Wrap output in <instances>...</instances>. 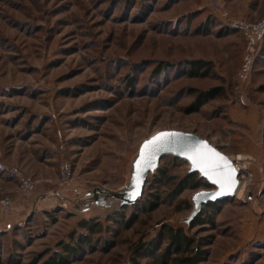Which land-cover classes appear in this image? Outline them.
<instances>
[{
  "label": "rangeland",
  "instance_id": "1",
  "mask_svg": "<svg viewBox=\"0 0 264 264\" xmlns=\"http://www.w3.org/2000/svg\"><path fill=\"white\" fill-rule=\"evenodd\" d=\"M220 11L258 20L264 0H0V195L10 194L5 178L25 208L0 226V264H180L165 225L202 242L199 264H264V181L249 168L241 192L194 227L183 219L195 189L174 193L190 164L172 155L159 165L173 182L150 173L135 205L74 210L93 186H125L140 143L164 128L195 132L232 157L252 135L264 161V43L241 81L244 36ZM189 60L210 61V73L187 76ZM162 62L174 67L157 72ZM219 86L220 98L190 109ZM16 166L36 183L27 195L8 169ZM150 199L159 205L146 212ZM81 219L101 220L102 231ZM138 242L149 246L135 251Z\"/></svg>",
  "mask_w": 264,
  "mask_h": 264
},
{
  "label": "water",
  "instance_id": "2",
  "mask_svg": "<svg viewBox=\"0 0 264 264\" xmlns=\"http://www.w3.org/2000/svg\"><path fill=\"white\" fill-rule=\"evenodd\" d=\"M160 132L175 133V135L169 137L168 142L164 144L162 150L155 152L152 156V166H147V163H138V160L140 159L141 146L146 140H149ZM212 151L227 159L228 164L232 169L231 175L228 174V170L226 168L214 169L212 167L213 162L215 161ZM201 154H204L205 158L201 159ZM165 155H172L186 160L190 164L187 173L197 172L199 178H204L213 186L208 189H197L193 192L191 195L193 209L189 215L183 219V222L187 225L192 223L194 218L202 211L203 206L208 202L217 200L220 201L237 196V190L242 184V181L239 177L240 171L236 168L234 159L229 154L212 144L208 138H203L195 132H188L178 128H164L148 135V138L144 139L140 143L137 153L131 161L130 175L125 186L119 190H112L99 185L93 186L91 191L86 192L83 195L85 198L83 207H80V204L77 203L74 210L78 211L80 208L79 212L89 214L93 210L98 211L111 208V210L116 211L120 208V206L135 204L144 195L143 192L148 181L147 178L149 174L156 172V170L160 167V160ZM190 157H196L200 166H194L193 160ZM202 168L208 171V175H205ZM198 193L202 195L196 196ZM57 197L60 202H62V200L67 201L63 193L58 194ZM194 197L196 198L194 199ZM250 197L251 194H249V198ZM92 215L99 216L100 214L84 216L85 218H91Z\"/></svg>",
  "mask_w": 264,
  "mask_h": 264
},
{
  "label": "trees",
  "instance_id": "3",
  "mask_svg": "<svg viewBox=\"0 0 264 264\" xmlns=\"http://www.w3.org/2000/svg\"><path fill=\"white\" fill-rule=\"evenodd\" d=\"M264 43V39L262 41ZM187 67L185 68V71L187 73V76H195V77H204L211 71V62L207 60H189V62H186ZM169 67H174L173 63H167V62H162L160 66L156 68L157 72H161L162 69L164 68H169ZM194 90V89H193ZM223 87H213L210 89H206L205 91H200L199 93L196 94L195 99L193 102L190 103V109L191 110H199L202 105L205 104V102L220 98L224 93ZM164 157V156H163ZM158 176H156V179H158L159 182L163 184H168L173 182L175 177H172L168 173V169L166 167H159L157 169ZM176 191L175 196H179L182 191L186 189H201V188H212L213 186L207 182L204 178H199L197 172L193 173H187L185 176L179 178L178 181H176L175 184ZM157 198V197H156ZM158 199V198H157ZM138 202V201H137ZM136 202V203H137ZM135 203V204H136ZM133 204V205H135ZM158 202H156L153 199H150V201H146L142 203V209L145 210L146 212H150L151 210H154L157 207ZM131 205H124V208H128ZM218 206H220V201H210L207 204L203 206L202 211L194 218L192 221V227L197 224H202L204 216L209 217L208 213L209 212H216ZM190 208V206L188 205ZM120 214V212H119ZM113 218V217H112ZM79 224L89 230L91 233H99L103 229V225L101 220L99 219H81L79 221ZM165 230V238L168 239L169 242V247L172 252H176L180 257L177 259L180 264H199V261L202 260L203 251L201 249L202 242H199V245H195L196 239L194 237L189 236L185 231L182 226L173 228L168 225L164 226ZM87 235L81 234L78 236L77 244L81 246V241L86 244L87 242ZM63 247L67 251V254H74L77 252L78 248L76 246H72L68 242H63ZM149 244L147 243H142L138 242L135 248V251L137 250H142V249H147ZM169 250V248H166ZM163 255H166L165 253ZM61 256V255H60ZM159 257H162L159 256ZM61 259H64L63 256H61ZM62 261V260H61ZM134 264H140L138 261H134Z\"/></svg>",
  "mask_w": 264,
  "mask_h": 264
},
{
  "label": "built area",
  "instance_id": "4",
  "mask_svg": "<svg viewBox=\"0 0 264 264\" xmlns=\"http://www.w3.org/2000/svg\"><path fill=\"white\" fill-rule=\"evenodd\" d=\"M220 14L221 16L229 19L226 12L220 11ZM229 20L233 22V24L237 26L239 30H241L242 35L244 36L246 45L243 54V63L238 74L241 81L247 82L252 74L251 72L255 63L257 49L264 39V16L258 20H249L235 17ZM232 158L234 159L236 168L240 171L239 177L242 181V184H245L247 180H245L246 167L242 162L243 158L240 154H237ZM2 166L3 165L0 164V167ZM61 168L62 180L68 179L70 174L69 166L67 164H62ZM8 169L11 170V172H13V174L15 175L17 184L19 185V190L23 195H27L35 189L36 183L34 182L32 176L30 177L24 174L22 170L17 166L9 167ZM13 206L14 199H12V196L10 194L3 193L0 195V213H8L12 211Z\"/></svg>",
  "mask_w": 264,
  "mask_h": 264
},
{
  "label": "crops",
  "instance_id": "5",
  "mask_svg": "<svg viewBox=\"0 0 264 264\" xmlns=\"http://www.w3.org/2000/svg\"><path fill=\"white\" fill-rule=\"evenodd\" d=\"M257 143L258 140L256 139V137L251 135L250 138H246L242 142L243 150L239 151L237 154H240L242 156V162L244 166L246 168H249L250 173L254 174L255 179L253 180V182L261 184L264 181V161L263 158L260 159L261 153ZM2 181L4 182L2 183L1 188L9 191V193L11 194L12 199H14V208L13 211L9 214L0 213V226H3L6 223H13L14 221H17L19 216L23 214L25 209L21 204V199L19 198V196L16 195V193L13 192V188L7 182H5V178H2ZM245 184L243 185L245 186Z\"/></svg>",
  "mask_w": 264,
  "mask_h": 264
},
{
  "label": "snow or ice",
  "instance_id": "6",
  "mask_svg": "<svg viewBox=\"0 0 264 264\" xmlns=\"http://www.w3.org/2000/svg\"><path fill=\"white\" fill-rule=\"evenodd\" d=\"M174 135L175 133L160 132L157 133L152 138H150L149 140H146L144 144L141 146L140 159L138 160V163H147V166L149 167L152 166L151 165L152 156L155 154V152L162 150L164 144L168 142V138ZM212 155L215 157V161L213 162L212 167L214 169L226 168L228 170V174L231 175L232 169L230 168L227 159L220 156V154L215 153L214 151H212ZM190 158L193 160L194 166H200L196 157H190ZM203 158H205V156L204 154H201V159ZM202 171H204L205 175H208V171L206 169L202 168ZM200 195L202 194L199 193L196 194V196H200ZM195 198L196 197H194V199Z\"/></svg>",
  "mask_w": 264,
  "mask_h": 264
},
{
  "label": "bare ground",
  "instance_id": "7",
  "mask_svg": "<svg viewBox=\"0 0 264 264\" xmlns=\"http://www.w3.org/2000/svg\"><path fill=\"white\" fill-rule=\"evenodd\" d=\"M242 187H243V185L241 184V185H240V187H239V188H238V190H237V191H238V193H240V192H241V189H242Z\"/></svg>",
  "mask_w": 264,
  "mask_h": 264
}]
</instances>
